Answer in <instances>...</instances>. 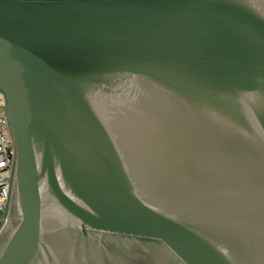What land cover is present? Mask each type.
I'll use <instances>...</instances> for the list:
<instances>
[{"label": "water", "instance_id": "1", "mask_svg": "<svg viewBox=\"0 0 264 264\" xmlns=\"http://www.w3.org/2000/svg\"><path fill=\"white\" fill-rule=\"evenodd\" d=\"M0 93V264H264V0H0Z\"/></svg>", "mask_w": 264, "mask_h": 264}, {"label": "built area", "instance_id": "2", "mask_svg": "<svg viewBox=\"0 0 264 264\" xmlns=\"http://www.w3.org/2000/svg\"><path fill=\"white\" fill-rule=\"evenodd\" d=\"M17 160V147L6 111L4 95L0 93V232L10 205Z\"/></svg>", "mask_w": 264, "mask_h": 264}]
</instances>
